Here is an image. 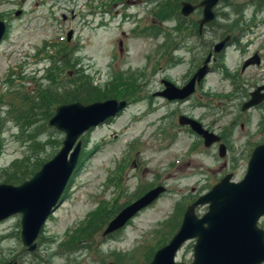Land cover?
<instances>
[{
  "label": "rangeland",
  "instance_id": "1",
  "mask_svg": "<svg viewBox=\"0 0 264 264\" xmlns=\"http://www.w3.org/2000/svg\"><path fill=\"white\" fill-rule=\"evenodd\" d=\"M172 1L0 0V21L7 25L0 44V173L15 163L10 175L35 170L64 139L61 131L43 127L41 117L17 123L19 113L9 103L15 107L21 97H41L49 89L62 93L79 75L101 90V100L121 99L113 89L128 90L125 110L81 136L77 168L34 251L21 243L19 215L0 222V264H149L191 202L226 174L243 178L251 150L264 141V105L241 111L243 92L264 81V0L255 1L259 7L252 0L219 3L214 25L197 27L196 35L190 25L200 11L184 22L172 14ZM224 31L236 41L191 98L167 101L156 94L161 79L185 85ZM257 49L263 64L241 73L243 58ZM180 115L216 132L225 155L179 125ZM159 185L166 191L156 201L123 229L103 235L115 214ZM205 207L197 209L199 216ZM259 227L264 230V217ZM194 243L182 246L177 262L192 263Z\"/></svg>",
  "mask_w": 264,
  "mask_h": 264
},
{
  "label": "water",
  "instance_id": "2",
  "mask_svg": "<svg viewBox=\"0 0 264 264\" xmlns=\"http://www.w3.org/2000/svg\"><path fill=\"white\" fill-rule=\"evenodd\" d=\"M219 1L200 0L197 5L182 2L180 12L187 17L201 8L202 17L198 22L201 29L214 19L213 8ZM5 32L6 24L0 21V42ZM71 33H68L67 40ZM223 45L224 41H221L214 51L218 52ZM208 58L185 86L178 88L171 82L163 81L165 89L157 95L168 101L189 97L209 71ZM249 64L245 63L244 67ZM260 90L251 93V100L243 105L242 110L259 104L264 99V95L259 94ZM125 106V101L117 99L89 104L72 102L57 106L48 124L64 133L59 151L22 183H0V222L20 215V239L28 251L34 250V241L48 216L61 202L60 197L78 162L81 135L115 117ZM179 124L189 126L202 137L206 147L219 141L217 136L189 117L180 116ZM220 149L219 155L223 157L225 149L222 145ZM231 178L232 174L226 175L186 208L178 231L165 246L156 251L149 264H184L176 262L175 256L182 245L191 239L195 240L191 264L264 263V230L258 227L259 219L264 217V144L253 149L243 178L238 182L231 181ZM164 192L163 186H157L127 205L108 223L103 235L122 228L137 212ZM205 205L207 211L198 217L196 208Z\"/></svg>",
  "mask_w": 264,
  "mask_h": 264
},
{
  "label": "trees",
  "instance_id": "3",
  "mask_svg": "<svg viewBox=\"0 0 264 264\" xmlns=\"http://www.w3.org/2000/svg\"><path fill=\"white\" fill-rule=\"evenodd\" d=\"M170 4L172 5V14L178 16L180 0H173ZM179 18L180 20L182 19L181 16ZM225 32L227 33V31L221 33L222 35L221 37L225 36L224 35ZM196 34L197 32L194 33V35ZM69 82H70L69 85H67V88L62 93H60L56 89L54 90L49 89L47 91H43L41 97H37L34 93L32 95L27 94L21 97L19 99L20 104L15 107L13 106L12 103H9L8 104V106L10 107L9 110H13L14 112L19 113L18 118H13V120L19 124L26 123L30 125L33 123L34 119L37 118L38 116L44 120L43 127L46 128V126L48 125V120L54 114L55 108L58 105L64 103H70V102H80L83 104H89L91 102L101 100V98L98 97L99 94L102 93L101 90L99 88L94 87L86 75H79L76 79H72ZM113 84H119V83L115 81ZM111 91L116 93V95L119 96L121 95L120 96L121 99L127 100L126 99V94L128 92L127 89L122 92L121 91L119 92L118 90L115 89ZM119 96H115V97H119ZM1 128H2V122L0 121V134H1ZM16 164L17 163L11 165V167L5 170L4 173H0V181H2L3 183H10V184L21 183L26 179L30 178L34 174V172L37 171L41 166V164L38 165V167L35 170H34L35 166H32L33 169L26 167L23 171H21L17 175L16 174L10 175L9 172L7 171L16 168ZM97 227H102V223L97 224ZM97 227L92 231L97 230ZM92 231L86 232L87 235L86 236L83 235L84 238L89 237Z\"/></svg>",
  "mask_w": 264,
  "mask_h": 264
},
{
  "label": "flooded vegetation",
  "instance_id": "4",
  "mask_svg": "<svg viewBox=\"0 0 264 264\" xmlns=\"http://www.w3.org/2000/svg\"><path fill=\"white\" fill-rule=\"evenodd\" d=\"M253 2H254V4H255V6L256 7H259V6H257V4H259L260 5V3L259 2H255L256 0H252ZM182 2H191V1H187V0H183ZM181 2V3H182ZM197 10V9H196ZM195 10V11H196ZM201 9H199V11H200ZM214 13H215V16L217 15V12H216V10L214 9ZM200 14H201V11H200ZM189 17H184V18H182L183 19V21L185 22L186 21V19H188ZM181 19V20H182ZM199 22V19L198 20H196L194 23H191V28H192V32H193V34L195 33V30H196V32H198V28H197V26H198V23ZM214 22H215V20L214 21H212L211 23H210V25L212 24V26L214 25ZM209 25V24H208ZM211 26V27H212ZM136 32H140V28H137L136 29ZM191 32V31H190ZM198 35H202V33H198ZM218 35V34H217ZM225 36H223V37H221L222 35H220V37L218 38V39H216L217 41L215 42V43H212V44H210L209 45V47H210V50H208V53H207V56H206V58H205V60L208 58L209 59V62H208V68H209V72H213V71H215L216 70V68L214 67V64H216V62L218 61V59H220V57H222L223 56V54H225V52H226V50L230 47V46H232L233 45V43H235V41H236V37H234L229 31H227V33H225L224 34ZM191 37H193V35L191 34L190 35ZM221 41H224V45H223V47L218 51V52H215L214 51V48H215V46L216 45H218ZM120 45H121V43H120ZM249 44H246L245 45V47L243 48L244 50H248V48H249ZM205 61H203L202 62V64L204 63ZM252 62V63H251ZM245 63H250L249 65H247L246 67H244V65H245ZM201 64V65H202ZM263 64V56H262V53H261V51L259 50V49H257V50H255L254 52H252V53H250L249 55H247L246 57H244L243 58V60H242V63H241V68H240V72L241 73H243V72H245L247 69H249L250 67H253V66H255V67H260L261 65ZM200 66V65H199ZM198 68V67H197ZM191 78V77H190ZM183 86V84H181L179 87H182ZM264 81L261 83V84H255V86L252 88V91H248L247 93H245V92H243V95H244V97H243V102H242V104L243 103H245L246 101H248L249 99H251V93L253 92V91H255V90H257V89H261L260 90V95H264ZM162 89H163V87L161 88V91H162ZM189 99V98H188ZM188 99H186L185 101H187ZM185 101H180V102H185ZM262 105H264V100L261 102V103H259L258 105H256V106H254V107H252V108H250V109H248V110H246V111H250V110H254L255 108H257V107H260V106H262ZM242 106V105H241ZM245 112V111H244ZM244 114H246V113H244ZM192 118V117H191ZM247 120H248V118H246ZM246 120V124L248 123V121ZM198 121V120H197ZM201 125H202V122H200V121H198ZM207 131H209V132H212L213 134H215L218 138H219V141H217V142H215V143H213V144H211L210 146H208V147H206L205 145H204V140L202 139V138H200L199 136V138L202 140V143H203V146L205 147V148H211V147H213V146H215V145H218V149H217V151H218V153L220 152V147H221V145L224 147V149H226V144L224 143V140H222V138L216 133V132H214V131H211L209 128H207V127H205L204 125H202ZM187 130H190V131H192L188 126H184ZM241 127L242 128H244V126L243 125H241ZM253 142V138L252 139H248V142L250 143V142ZM261 144H264V141H260V142H258V143H256V146H258V145H261ZM252 145V143H250V144H248V146H251ZM256 146H254V148L256 147ZM253 148V149H254ZM251 152H252V150H251ZM225 176V175H224ZM223 176V177H224ZM223 177L219 180V181H221L222 179H223ZM15 263L16 264H19L18 263V260L16 261L15 260Z\"/></svg>",
  "mask_w": 264,
  "mask_h": 264
}]
</instances>
